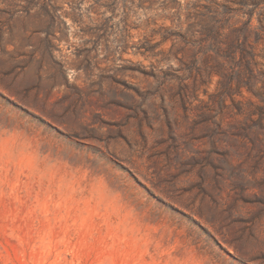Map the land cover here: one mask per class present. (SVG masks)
Instances as JSON below:
<instances>
[{
    "label": "rangeland",
    "instance_id": "obj_1",
    "mask_svg": "<svg viewBox=\"0 0 264 264\" xmlns=\"http://www.w3.org/2000/svg\"><path fill=\"white\" fill-rule=\"evenodd\" d=\"M0 264H264V0H0Z\"/></svg>",
    "mask_w": 264,
    "mask_h": 264
}]
</instances>
